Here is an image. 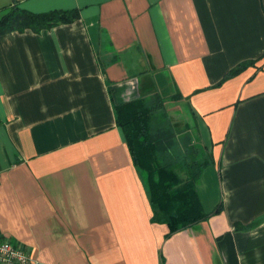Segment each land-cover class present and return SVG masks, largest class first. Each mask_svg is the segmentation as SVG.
Masks as SVG:
<instances>
[{"label": "crops", "instance_id": "1", "mask_svg": "<svg viewBox=\"0 0 264 264\" xmlns=\"http://www.w3.org/2000/svg\"><path fill=\"white\" fill-rule=\"evenodd\" d=\"M12 3L79 18L0 34V239L35 264H264V0ZM155 93L187 107L219 206L169 237L114 112Z\"/></svg>", "mask_w": 264, "mask_h": 264}, {"label": "trees", "instance_id": "2", "mask_svg": "<svg viewBox=\"0 0 264 264\" xmlns=\"http://www.w3.org/2000/svg\"><path fill=\"white\" fill-rule=\"evenodd\" d=\"M0 11L3 12L0 34L25 29L39 32L79 18L77 8L35 13L12 3ZM250 64L252 61L239 63L222 80L237 75ZM164 96L165 93H155L150 101L138 98L115 104L114 112L116 125L120 127L132 162L142 177L152 208L151 220L165 224L168 228L165 237H169L207 220L219 211V206L212 212L204 210L197 185L209 159H189L185 156V153L190 154L183 148L189 143L187 127L176 131V124L166 120ZM170 97L177 100L182 96L176 92ZM179 147L183 148L182 151ZM178 170L185 171L184 179L179 176Z\"/></svg>", "mask_w": 264, "mask_h": 264}, {"label": "built area", "instance_id": "3", "mask_svg": "<svg viewBox=\"0 0 264 264\" xmlns=\"http://www.w3.org/2000/svg\"><path fill=\"white\" fill-rule=\"evenodd\" d=\"M0 264H35V262L24 249L0 239Z\"/></svg>", "mask_w": 264, "mask_h": 264}, {"label": "rangeland", "instance_id": "4", "mask_svg": "<svg viewBox=\"0 0 264 264\" xmlns=\"http://www.w3.org/2000/svg\"><path fill=\"white\" fill-rule=\"evenodd\" d=\"M164 103H165V111H164L165 118L170 123L171 122L176 123L177 125V126L175 125L176 131H178L179 129L180 130L185 129V125L182 124L184 123V120H182V118H184L186 122L189 123V125H192L189 119V114H188L189 112L187 110V107H185V104L177 102V101H170V100H167ZM177 139L179 140V136H177ZM190 145L192 146L191 143H186V145H184L183 148H185L186 150H189L188 146ZM179 148H181V151H182L183 148L182 147H179ZM188 155H189L188 153H185V156H188Z\"/></svg>", "mask_w": 264, "mask_h": 264}]
</instances>
